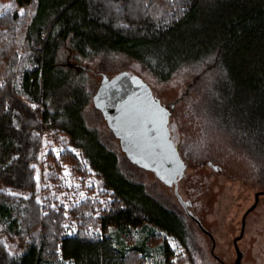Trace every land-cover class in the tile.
Masks as SVG:
<instances>
[{
    "label": "trees",
    "instance_id": "trees-1",
    "mask_svg": "<svg viewBox=\"0 0 264 264\" xmlns=\"http://www.w3.org/2000/svg\"><path fill=\"white\" fill-rule=\"evenodd\" d=\"M0 3V264H174L181 251L196 264L185 212L127 172L87 123L98 88L87 66L58 54L70 39L86 58L120 53L159 82L210 63L217 123L264 159V0ZM53 129L69 148L54 150ZM93 173L102 189L88 184Z\"/></svg>",
    "mask_w": 264,
    "mask_h": 264
},
{
    "label": "rangeland",
    "instance_id": "rangeland-1",
    "mask_svg": "<svg viewBox=\"0 0 264 264\" xmlns=\"http://www.w3.org/2000/svg\"><path fill=\"white\" fill-rule=\"evenodd\" d=\"M49 22L50 18L45 16L32 28L35 41L38 26H46ZM61 45L58 61L76 60L87 66L88 84L95 90L105 76L110 79L125 71L140 76L155 98L170 108L171 136L187 164L178 183L182 200L173 187L162 183L153 172L125 161L118 138L93 102L86 108V120L100 132L106 143L118 150L127 172L143 180L152 194L168 206L185 212L198 248L196 264H234L237 255L233 240L240 234L243 216L255 204L256 194L264 192V159L235 143L212 114L210 103L215 69L210 68V63L187 66L169 81L159 82L141 63L123 54L111 52L86 58L71 47L70 39ZM51 135L54 150L70 147L68 137L62 132L53 129ZM78 157L84 164L85 158ZM87 181L103 188V180L95 173ZM78 183L79 179L73 181V185ZM67 194H70L69 188ZM244 227L238 243L242 252L241 264H264V194L259 195L256 207L246 215ZM174 264H190L184 251L177 253Z\"/></svg>",
    "mask_w": 264,
    "mask_h": 264
},
{
    "label": "water",
    "instance_id": "water-1",
    "mask_svg": "<svg viewBox=\"0 0 264 264\" xmlns=\"http://www.w3.org/2000/svg\"><path fill=\"white\" fill-rule=\"evenodd\" d=\"M93 104L102 112L127 158L173 187L182 200L178 183L187 164L171 136V110L155 98L150 86L140 76L125 71L110 79L105 76L93 97ZM263 194H256V202L243 216L241 232L233 240L237 251L234 264H241L242 260L237 243L243 237L246 215L256 207L259 195Z\"/></svg>",
    "mask_w": 264,
    "mask_h": 264
},
{
    "label": "flooded vegetation",
    "instance_id": "flooded-vegetation-1",
    "mask_svg": "<svg viewBox=\"0 0 264 264\" xmlns=\"http://www.w3.org/2000/svg\"><path fill=\"white\" fill-rule=\"evenodd\" d=\"M239 241H240V240H239ZM239 241H238V243H239ZM238 243H237V244H238ZM234 247H235V246H234ZM238 247H239V246H238ZM235 250H236V248H235ZM240 251H241V250H240ZM241 254H242V252H241ZM236 255H237V251H236Z\"/></svg>",
    "mask_w": 264,
    "mask_h": 264
}]
</instances>
